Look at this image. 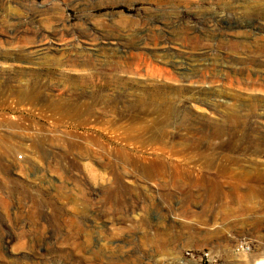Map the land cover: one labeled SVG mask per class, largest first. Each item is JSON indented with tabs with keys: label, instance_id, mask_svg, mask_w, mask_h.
Returning <instances> with one entry per match:
<instances>
[{
	"label": "rangeland",
	"instance_id": "374dc122",
	"mask_svg": "<svg viewBox=\"0 0 264 264\" xmlns=\"http://www.w3.org/2000/svg\"><path fill=\"white\" fill-rule=\"evenodd\" d=\"M38 45L143 57L149 77L95 83L166 90L167 134L136 109L119 132H38L81 74ZM0 57V264H264V0H0ZM231 111L245 130L210 139Z\"/></svg>",
	"mask_w": 264,
	"mask_h": 264
},
{
	"label": "bare ground",
	"instance_id": "6f19581e",
	"mask_svg": "<svg viewBox=\"0 0 264 264\" xmlns=\"http://www.w3.org/2000/svg\"><path fill=\"white\" fill-rule=\"evenodd\" d=\"M56 29H58V27ZM52 33L54 34V32ZM9 46L12 47V44L10 43ZM67 47L63 46L62 48L50 49L49 47H43V46L38 45L36 47L37 49H35L33 52L35 55H38L35 58L36 59L35 63H37L38 65H41L43 68L49 67L53 69L62 70V68L64 67L66 68L74 67L77 70L76 72L81 73L78 75L77 79L72 80L70 78H66L62 80L63 82L60 85L61 92L65 93L66 96L69 95L70 93L73 94L70 97L71 99H61L60 95H58L57 98H54L55 105L53 107L54 108L53 112L55 116H57L56 120L58 119V122H56V124L57 123L59 124L60 122L62 123L63 121L65 122L67 121V122L64 123L63 125L61 124V126L60 125L58 126L57 124L54 127H51V128L49 127V129L38 126L37 127L38 132L48 131V132L53 133L57 129H59V127H63L64 130L68 132H74V131H93V133L94 132H99V133L119 132L123 130V127L116 126L117 122L115 123V121L116 120L118 121L119 118H122V116H124L121 112H123V110H126V109H130V110L136 109L137 111H139V113L132 116V118H135L136 120L137 119L140 120L139 121L140 125L134 128L135 131L151 133L153 135H166L167 134L168 126L170 125L171 123L170 121L175 114V108H174V103H173L174 101L173 99L170 98L171 96L169 97V95L165 94L166 90L164 91L163 88L157 85H152V84L145 85V86L142 85L140 86V88H143V89H139V90H128L127 91L126 88H124L125 90H122V87L124 85L118 83V81H111L109 77H107L108 79L107 78L103 79L102 84L95 83V79H99V77L102 78L100 71H103V70L110 71V72L120 71V73L122 72L123 74H130L131 76L135 75V76H140V77H149L148 71L142 75L138 73L139 70H137V68H139L140 66L138 67V64H136V61H139L140 63H145V59L143 57H140V56L126 57V56L121 55L122 57H118L119 60L117 61L111 57H108L107 61L106 60L99 61L97 59V56L93 52L85 53L83 49H80V50L78 49L79 51H76V52L73 51L74 54L72 55L70 54V51L72 50L69 51V47L68 48ZM94 50H98V48H95ZM21 52H23V50H21ZM125 53L127 52L125 51ZM0 58L4 60L6 59V57H0ZM16 61L17 60L15 59V57L11 60L12 63L13 62L17 63ZM135 66L137 68H135ZM87 68L94 70L95 73L92 71L91 73H86L88 70ZM118 86L120 87L119 91H115L117 90ZM55 88H58V87H55ZM106 91L109 93H105ZM112 93L114 95H112ZM122 94L125 95V99L123 101L119 100L118 97L116 96V95H122ZM24 96H26L27 100L29 98L32 99L34 97V96H31L30 94H27V92L25 91H24ZM189 98L195 99V96L190 95ZM120 109L122 110L121 112H120ZM144 115L145 117H143ZM238 116H240L239 112H236V111L229 112V114L225 118V122L215 127L214 132L208 135V137L210 139L211 138L219 139L222 136H225L226 134H228V132L245 130V123L239 122L240 120L238 119ZM56 120H53V121H56ZM19 125L20 124H15V123L10 124L11 128L14 129L15 131H17L16 129L18 130L20 129V131L25 133L26 131H30V129L34 130L31 126H30L31 128L30 127L26 128V127H23V125L21 127H18ZM64 130H61V131H64ZM186 132L188 133L190 131L186 130Z\"/></svg>",
	"mask_w": 264,
	"mask_h": 264
},
{
	"label": "built area",
	"instance_id": "2783aa9c",
	"mask_svg": "<svg viewBox=\"0 0 264 264\" xmlns=\"http://www.w3.org/2000/svg\"><path fill=\"white\" fill-rule=\"evenodd\" d=\"M202 256L207 258L206 260L208 261V254L203 253ZM202 256H197V257L198 259H202Z\"/></svg>",
	"mask_w": 264,
	"mask_h": 264
}]
</instances>
